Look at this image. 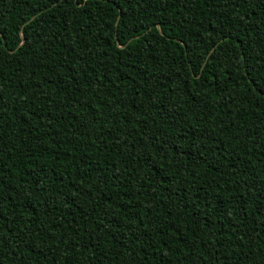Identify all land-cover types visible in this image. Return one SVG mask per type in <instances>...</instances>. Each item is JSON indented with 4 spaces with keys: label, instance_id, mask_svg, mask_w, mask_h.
<instances>
[{
    "label": "trees",
    "instance_id": "16d2710c",
    "mask_svg": "<svg viewBox=\"0 0 264 264\" xmlns=\"http://www.w3.org/2000/svg\"><path fill=\"white\" fill-rule=\"evenodd\" d=\"M0 264H264V0H0Z\"/></svg>",
    "mask_w": 264,
    "mask_h": 264
}]
</instances>
